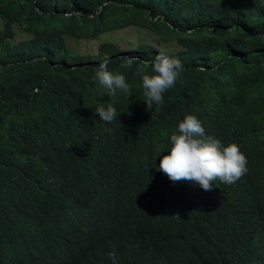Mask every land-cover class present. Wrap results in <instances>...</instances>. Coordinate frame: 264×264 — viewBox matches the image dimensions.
Returning <instances> with one entry per match:
<instances>
[{"label": "trees", "instance_id": "16d2710c", "mask_svg": "<svg viewBox=\"0 0 264 264\" xmlns=\"http://www.w3.org/2000/svg\"><path fill=\"white\" fill-rule=\"evenodd\" d=\"M0 19V264H264V0H0ZM129 28L178 49L68 44ZM160 53L183 71L157 111L136 70ZM105 59L129 92L95 78ZM187 115L246 156L234 184L158 170Z\"/></svg>", "mask_w": 264, "mask_h": 264}, {"label": "clouds", "instance_id": "9594fccd", "mask_svg": "<svg viewBox=\"0 0 264 264\" xmlns=\"http://www.w3.org/2000/svg\"><path fill=\"white\" fill-rule=\"evenodd\" d=\"M135 58H126L121 68H131ZM109 61L105 59L97 66L95 78L115 95L117 89L129 92L130 87L125 76L108 70ZM148 62H144L147 66ZM152 74L145 73V67H138L136 72L142 78V87L147 108L155 110L163 105V94L174 86L177 77L183 71L180 60L160 53L151 62ZM96 114L100 120L111 122L116 117V108L109 103L107 108L98 106ZM171 147L167 155L160 159L158 170L169 180L191 182L204 191H211L213 182L219 179L226 185L234 184L247 172V158L239 146L231 143L223 146L212 136L205 134L201 122L194 115H187L178 125V132L170 137ZM160 157V156H159Z\"/></svg>", "mask_w": 264, "mask_h": 264}, {"label": "rangeland", "instance_id": "374dc122", "mask_svg": "<svg viewBox=\"0 0 264 264\" xmlns=\"http://www.w3.org/2000/svg\"><path fill=\"white\" fill-rule=\"evenodd\" d=\"M1 25L2 21L0 19V27ZM102 41L116 42L121 46L122 49L135 47L140 44L153 45L163 51H175L178 49V45L175 42L164 43L156 35L141 28H129L126 30L115 32L106 36L100 41H75L68 38V44L70 50L73 53L94 52L98 49Z\"/></svg>", "mask_w": 264, "mask_h": 264}]
</instances>
